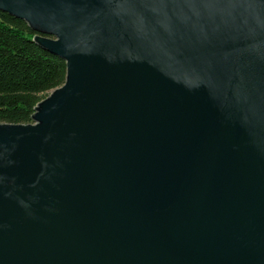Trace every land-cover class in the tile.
<instances>
[{
  "label": "water",
  "instance_id": "95a60500",
  "mask_svg": "<svg viewBox=\"0 0 264 264\" xmlns=\"http://www.w3.org/2000/svg\"><path fill=\"white\" fill-rule=\"evenodd\" d=\"M65 84L0 124V264H264V0H0Z\"/></svg>",
  "mask_w": 264,
  "mask_h": 264
},
{
  "label": "trees",
  "instance_id": "16d2710c",
  "mask_svg": "<svg viewBox=\"0 0 264 264\" xmlns=\"http://www.w3.org/2000/svg\"><path fill=\"white\" fill-rule=\"evenodd\" d=\"M38 36L0 12V124H33L39 104L66 82V62L35 44Z\"/></svg>",
  "mask_w": 264,
  "mask_h": 264
},
{
  "label": "rangeland",
  "instance_id": "374dc122",
  "mask_svg": "<svg viewBox=\"0 0 264 264\" xmlns=\"http://www.w3.org/2000/svg\"><path fill=\"white\" fill-rule=\"evenodd\" d=\"M50 94H51V92H50V93H48V94H47V96H49Z\"/></svg>",
  "mask_w": 264,
  "mask_h": 264
}]
</instances>
